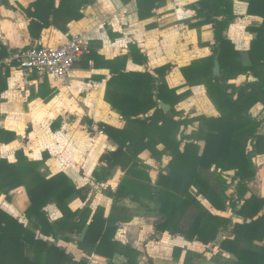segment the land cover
<instances>
[{
  "label": "trees",
  "instance_id": "trees-1",
  "mask_svg": "<svg viewBox=\"0 0 264 264\" xmlns=\"http://www.w3.org/2000/svg\"><path fill=\"white\" fill-rule=\"evenodd\" d=\"M44 1L36 0L27 12L32 17L28 30L33 39L50 25L51 13L78 20L83 16V7L94 0H59L57 8L51 7L52 0H48L42 10L40 3ZM159 1L136 0L138 17L152 16L151 10ZM241 1L246 2L248 15L262 19L258 26L246 27L254 35L246 62L224 34L235 18L232 1L197 0L191 5L199 18L191 26L209 25L214 44L210 55L194 59L179 70L187 85L204 86L218 116L176 119L179 112L174 106L189 91L177 93L176 88L167 86L165 75L171 64L154 68L155 75L147 71H118L108 80L105 100L122 116L125 126L118 129L99 124L117 147L103 155L105 167L93 173L95 180L102 182L101 175H105V180L116 165L124 172L116 189L108 191L113 203L107 216L100 206L94 212L89 207L71 210L68 200L74 196L84 200L85 188H77L63 173L48 176L45 158L30 160L21 150L15 152L13 162L0 157V196L9 201L11 191L23 187L29 200L24 211L27 224L0 208V264H88L86 257L75 259L56 244L58 236L70 239L65 233L79 236L76 245L85 256L96 254L111 260L120 255L125 258L123 264H138L141 252L114 238L119 224L131 219L128 208L120 204L125 197L144 210L156 212L152 235L155 240L166 232L208 245L217 240L220 231H225L228 235L220 241L218 250L233 256L231 264H264V196H245L248 183L256 175L252 157L264 154V133H259L261 120L250 114L255 104L264 107V0ZM128 51L135 62L145 63V55L135 44H129ZM89 52L83 55L86 60L91 57ZM215 56L220 68L218 76L212 72ZM240 75L252 76L254 80L246 79L239 85L228 83ZM116 83L122 90L115 95L108 88ZM132 86H144L146 96L130 97ZM160 102L169 105V109ZM150 110L152 113L145 116ZM193 122H198V126L190 133L180 132L178 138L181 126ZM0 134L4 135L0 136L4 143L15 138L14 133L4 129H0ZM158 144H162L160 150ZM144 150L156 160L163 155L170 157L154 182L149 166L138 157ZM231 187L232 192L227 193ZM49 203L61 212L59 219L47 218L44 208ZM220 211L229 214L221 215ZM232 214L242 220L233 221ZM179 253L180 249H174L173 258ZM195 258H199L198 254L188 251L183 264H193Z\"/></svg>",
  "mask_w": 264,
  "mask_h": 264
},
{
  "label": "crops",
  "instance_id": "crops-1",
  "mask_svg": "<svg viewBox=\"0 0 264 264\" xmlns=\"http://www.w3.org/2000/svg\"><path fill=\"white\" fill-rule=\"evenodd\" d=\"M196 1L161 0L151 10L152 16L140 19L136 0H94L83 7V16L78 20H70L61 13H51L48 17L50 25L41 30L39 38L33 39L28 30L32 17L27 12L33 9L36 0H0V58L8 51L39 42L51 46L63 44L73 35H80L86 41L91 54L89 60L82 56L76 61L72 73L62 81L40 76L35 72L0 67V129L15 135L8 143L0 141V157L13 162L15 152L21 150L30 160L45 158L48 176L63 173L77 188H85L84 200L77 196L68 200L71 210L89 207L94 212L100 206L104 208V216H107L113 203L108 191L116 189L124 172L116 165L109 170L105 180V175H101L102 182H97L93 173L105 167L103 155L117 147L99 124L118 129L125 126L122 116L105 100L107 82L114 72L147 71L155 75L154 68L171 64V69L165 75L167 86L176 88L177 93L189 91L174 106L179 112L176 119L198 115L218 116L204 86L187 85L179 70L194 59L210 55L214 44L209 25L191 26L199 20L191 7ZM231 1L235 18L224 34L246 62L247 50L254 36L246 27L258 26L262 19L246 13V2ZM47 3L48 0L40 3L42 10H45ZM58 4L59 0L51 1L53 8H57ZM208 27L210 30H207ZM131 43L145 55V63L135 62L128 54V45ZM201 51L203 54L197 55ZM246 79L254 80L252 76L240 75L230 79L228 83L239 85ZM145 89L144 86H132L130 97L137 94L146 96ZM108 90L116 95L122 88L116 83ZM196 98L200 99L197 103ZM192 104H195L196 113L181 111ZM165 109H169V105ZM150 113L152 110L145 116ZM250 114L261 120L259 133H264L263 105L255 104L250 109ZM197 126L198 122L184 128L181 126L177 137H180V132L190 133ZM157 148L160 150L162 144H158ZM138 157L149 166V176L153 182L159 170L170 159L168 155H163L160 160H156L148 150L142 151ZM252 161L256 175L248 183L245 196H264V154H255ZM232 190L233 187L227 193ZM10 195L9 201L0 196V208L27 224L24 211L29 200L24 188L18 187ZM120 204L128 208L131 219L119 224L114 238L131 244L141 252L138 264H148V261L151 264H183L188 251L199 256L193 260V264H231L233 256L218 250L219 243L228 235L227 232L220 231L217 240L208 245L166 232L155 240L152 235L156 212L144 210L128 197L123 198ZM44 211L49 221L57 220L62 215L53 203L47 204ZM218 213L228 215L226 211ZM231 218L237 222L242 220L233 214ZM64 236L70 239L63 240L58 236L56 244L75 259L86 257L88 264L125 262V258L120 255H115L111 260L96 254L85 256L76 245L79 236L74 233H65ZM174 249H180L177 258H173Z\"/></svg>",
  "mask_w": 264,
  "mask_h": 264
},
{
  "label": "built area",
  "instance_id": "built-area-1",
  "mask_svg": "<svg viewBox=\"0 0 264 264\" xmlns=\"http://www.w3.org/2000/svg\"><path fill=\"white\" fill-rule=\"evenodd\" d=\"M88 52L87 43L80 35H73L63 44L51 46L35 43L8 51L0 58V67L35 72L54 80H64L73 66Z\"/></svg>",
  "mask_w": 264,
  "mask_h": 264
},
{
  "label": "rangeland",
  "instance_id": "rangeland-1",
  "mask_svg": "<svg viewBox=\"0 0 264 264\" xmlns=\"http://www.w3.org/2000/svg\"><path fill=\"white\" fill-rule=\"evenodd\" d=\"M207 30H210V27H208ZM199 43H201L200 39H199ZM202 54H203L202 51L197 53V55H202ZM204 55H205V51H204ZM199 101H200V99H197V98L195 99V103H197ZM181 111L182 112H185V111H189L190 112L191 111L192 113H196L195 112V104H192L189 108L188 107H185L184 109L182 108ZM226 212H227V214H229V211H226Z\"/></svg>",
  "mask_w": 264,
  "mask_h": 264
},
{
  "label": "water",
  "instance_id": "water-1",
  "mask_svg": "<svg viewBox=\"0 0 264 264\" xmlns=\"http://www.w3.org/2000/svg\"><path fill=\"white\" fill-rule=\"evenodd\" d=\"M212 72H213V75L214 76H218L220 74L219 63H218V60L216 59V56H215V60H214V65H213V68H212ZM160 105H162L164 108H167L168 107V105L163 104L162 102H160Z\"/></svg>",
  "mask_w": 264,
  "mask_h": 264
}]
</instances>
